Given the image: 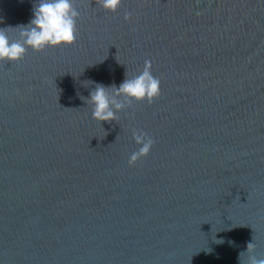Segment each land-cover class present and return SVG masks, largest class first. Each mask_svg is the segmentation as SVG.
<instances>
[{
	"label": "water",
	"instance_id": "1",
	"mask_svg": "<svg viewBox=\"0 0 264 264\" xmlns=\"http://www.w3.org/2000/svg\"><path fill=\"white\" fill-rule=\"evenodd\" d=\"M32 4L0 0V28ZM74 6L72 44L0 61V264H246L249 242L264 258V0ZM145 60L160 95L94 120L93 82ZM133 129L154 143L130 165Z\"/></svg>",
	"mask_w": 264,
	"mask_h": 264
},
{
	"label": "clouds",
	"instance_id": "2",
	"mask_svg": "<svg viewBox=\"0 0 264 264\" xmlns=\"http://www.w3.org/2000/svg\"><path fill=\"white\" fill-rule=\"evenodd\" d=\"M122 0H98L100 6L115 12ZM31 18L27 24L15 27L0 28V61H16L22 59L28 48L42 51L47 47L70 45L76 39V20L80 13L74 6V0H33ZM199 15V13H197ZM124 19H129L126 13ZM8 29H17V39L12 40ZM95 83L86 103L91 105V116L96 121L109 122L117 120V112L130 105L133 100H147L152 103L160 95V81L151 74V61L145 60L140 74L123 80L117 86H105ZM112 89L111 92L108 89ZM133 139L140 145L133 152L128 163L134 164L140 157L148 155L154 141L147 133L132 130ZM223 241L220 240L219 243ZM248 258L246 264H264V258L257 259L252 255L254 244H247ZM245 253V252H243ZM241 255L239 259L241 261ZM242 264V261H241Z\"/></svg>",
	"mask_w": 264,
	"mask_h": 264
}]
</instances>
